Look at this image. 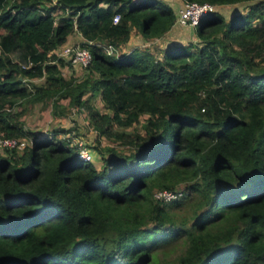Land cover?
Here are the masks:
<instances>
[{
	"label": "trees",
	"instance_id": "1",
	"mask_svg": "<svg viewBox=\"0 0 264 264\" xmlns=\"http://www.w3.org/2000/svg\"><path fill=\"white\" fill-rule=\"evenodd\" d=\"M182 1L215 8L157 56L111 52L165 35V0H0V137L27 141L0 149V264H264V0ZM74 32L91 60L65 77ZM63 99L126 150L100 149L97 166L12 108Z\"/></svg>",
	"mask_w": 264,
	"mask_h": 264
},
{
	"label": "rangeland",
	"instance_id": "2",
	"mask_svg": "<svg viewBox=\"0 0 264 264\" xmlns=\"http://www.w3.org/2000/svg\"><path fill=\"white\" fill-rule=\"evenodd\" d=\"M236 6L237 5L222 7V11L225 14L228 13L227 16H229L230 12L234 8H237ZM174 28L175 29L170 32V35H167L166 38H161L160 40H158L159 38L155 40L151 39L147 41L145 45L150 49L160 48L159 50L162 51L166 45L184 43L188 40L194 39L192 30L189 29V26ZM112 49L113 51L111 54H117L120 52L121 47ZM161 53L162 52H158V50H156L157 56H161ZM20 55L21 56H19V53L17 52L16 55L15 53L13 54V57L19 62H22L23 60L25 61V56L23 53H21V51ZM26 59L30 60L27 56ZM61 71L65 77L70 75L79 77L83 74L84 68L79 65H68L62 67ZM93 101L99 109H103V104L99 97H95ZM60 102V107L56 112H54V109H52L50 102L46 104L35 103L33 105H27L26 103L23 104L22 102V105H19L20 103L17 101L12 108L15 110L22 108L24 105V111L20 118L24 122L25 128L28 130L49 134L55 128H64L65 132L59 133V136L67 139L69 144H72L74 140L78 139L85 141L91 150L93 160L97 166L101 163L99 154L100 149H102L104 152H107V150L105 151L104 148L106 146H110L119 150H126L125 145H122L119 141H112L102 135H99L97 130L92 127L88 116L84 111H78L73 107H68L67 99L60 100ZM181 249L182 242L181 240L177 239V241L168 249H166L165 252H162V249L160 248H157L156 252L157 256L160 258H171L176 256V253H178Z\"/></svg>",
	"mask_w": 264,
	"mask_h": 264
},
{
	"label": "built area",
	"instance_id": "3",
	"mask_svg": "<svg viewBox=\"0 0 264 264\" xmlns=\"http://www.w3.org/2000/svg\"><path fill=\"white\" fill-rule=\"evenodd\" d=\"M215 5L209 2L184 1L178 8L175 22L181 25L196 26L200 18L207 12L212 11ZM118 14H114L112 21L116 22ZM111 49L109 46L108 50ZM58 55L67 59L71 65L86 66L91 60V54L88 48L76 44H64L59 48ZM27 141L25 139H16L11 137H0V149L4 147L22 148ZM73 145L77 147L78 156L85 161L92 160V153L89 146L81 139L74 140ZM182 194V188L155 190L153 196L157 200L168 201L179 197Z\"/></svg>",
	"mask_w": 264,
	"mask_h": 264
},
{
	"label": "crops",
	"instance_id": "4",
	"mask_svg": "<svg viewBox=\"0 0 264 264\" xmlns=\"http://www.w3.org/2000/svg\"><path fill=\"white\" fill-rule=\"evenodd\" d=\"M166 2H168L174 9L175 13H177V10L178 8L182 5V3L184 1L182 0H165ZM174 27H188V25H181V24H177L175 22V25H173L166 33L165 35H163L162 37H160L159 39L158 38H155V39H158L160 40L161 38H166L167 35H170L169 33L172 32L175 28ZM189 29L192 30V34L194 33V28L193 27H190L189 26ZM153 39V40H155ZM151 40V39H150ZM82 41V36L80 35L79 32H74L72 34H70L68 37H67V40L64 44H76V43H80ZM149 41L147 39H143L140 34H138L137 32H133L131 34V37L129 39V41L121 46V50L120 52H128L129 50H131L132 48L136 47V46H146L145 43ZM63 44V45H64ZM136 45V46H135ZM130 46V47H129ZM160 49V48H159ZM158 50V52H161V50Z\"/></svg>",
	"mask_w": 264,
	"mask_h": 264
}]
</instances>
